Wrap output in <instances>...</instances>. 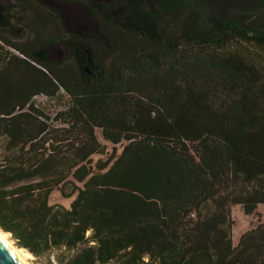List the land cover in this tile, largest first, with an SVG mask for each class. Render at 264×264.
<instances>
[{
	"label": "trees",
	"instance_id": "obj_1",
	"mask_svg": "<svg viewBox=\"0 0 264 264\" xmlns=\"http://www.w3.org/2000/svg\"><path fill=\"white\" fill-rule=\"evenodd\" d=\"M48 1L14 0L19 40L0 2L1 231L45 264H264L230 218L264 203V0Z\"/></svg>",
	"mask_w": 264,
	"mask_h": 264
},
{
	"label": "rangeland",
	"instance_id": "obj_2",
	"mask_svg": "<svg viewBox=\"0 0 264 264\" xmlns=\"http://www.w3.org/2000/svg\"><path fill=\"white\" fill-rule=\"evenodd\" d=\"M43 1H45V3L47 2L51 6L52 5L54 6L53 2H50L48 0H43ZM258 1L259 0H240L239 8L247 7L251 9H259L260 3ZM0 2H3L6 4V7L9 12V18H10V26L2 29V34L7 37H15L17 35L15 38L19 40V39L24 38L26 34L28 35L29 33H31V32H28L27 30L25 31L22 25L20 24L22 23L21 21L23 17L21 19L19 17H16L19 11V7L15 4L14 0H0ZM77 9L78 8L75 6H69L68 8H66V15L67 16L70 15V17H73ZM263 13H264V10H263ZM14 30H16V33ZM24 31L28 33H25ZM44 36H46V33L45 34L42 33V37ZM51 45L54 48H50L48 52L49 55H53V51L61 47V44L59 42H55L54 44H51ZM65 100H66L65 97L49 98V97H45L42 95H38L34 97V102L38 104L40 108H42L46 113L50 115H53L57 109L61 108ZM96 136L98 140L104 146V150L103 152H95L92 154L91 156L92 163H95L97 160H100V159H105L112 151V146H113L112 143H110L109 141H106L102 137L99 129H96ZM116 146H117V152H118L120 150V145L118 144ZM58 198H60L59 194L54 191V194L52 195V200L55 201ZM64 202L65 204H68L69 200L64 199ZM230 218L232 220L231 239H232V243L236 245L239 237L241 236L243 232H245L247 229H249L254 224L258 223L259 219L260 220L264 219V203H259L257 205L256 210L250 214H246L243 211L241 204L239 203L231 204L230 205ZM5 233H6V237L11 241V243L14 244L16 247H19L14 243V241L10 237V233L8 232H5ZM19 248L23 249L25 252L28 253L27 255H25V257L29 264H45L43 260L36 258L32 253H30L26 249L22 247H19Z\"/></svg>",
	"mask_w": 264,
	"mask_h": 264
},
{
	"label": "water",
	"instance_id": "obj_3",
	"mask_svg": "<svg viewBox=\"0 0 264 264\" xmlns=\"http://www.w3.org/2000/svg\"><path fill=\"white\" fill-rule=\"evenodd\" d=\"M0 264H22L13 250L0 237Z\"/></svg>",
	"mask_w": 264,
	"mask_h": 264
},
{
	"label": "bare ground",
	"instance_id": "obj_4",
	"mask_svg": "<svg viewBox=\"0 0 264 264\" xmlns=\"http://www.w3.org/2000/svg\"><path fill=\"white\" fill-rule=\"evenodd\" d=\"M0 237L5 243L13 250L15 253L17 259L22 263V264H29L27 262V259L25 255L28 253L25 252L23 249L16 247L14 244L11 243V241L6 237V233L0 230Z\"/></svg>",
	"mask_w": 264,
	"mask_h": 264
}]
</instances>
